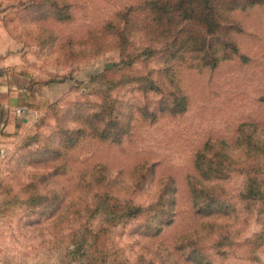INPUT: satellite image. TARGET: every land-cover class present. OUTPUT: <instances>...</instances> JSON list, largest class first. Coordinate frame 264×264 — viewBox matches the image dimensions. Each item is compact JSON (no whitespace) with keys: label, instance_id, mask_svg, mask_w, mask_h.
Listing matches in <instances>:
<instances>
[{"label":"rangeland","instance_id":"374dc122","mask_svg":"<svg viewBox=\"0 0 264 264\" xmlns=\"http://www.w3.org/2000/svg\"><path fill=\"white\" fill-rule=\"evenodd\" d=\"M138 1L66 0L71 18L61 22L35 9L42 0H0L7 47L50 88L45 108L3 147L0 264H77L72 235L80 223L96 221L90 217L97 189L91 173H102L119 197L142 206L168 180L175 185V220L158 233L138 217L105 229L95 240L87 235L95 264H195L185 260L193 248L207 258H198L199 264H264V211L238 200L241 173L231 172L219 182L218 191L231 206L215 224L190 214L187 188L193 154L205 140L231 139L240 122L264 119V0L228 15L241 26L235 39L247 63L234 59L200 71L177 64L176 76L188 96L185 111L155 120L134 112L129 136L116 144L89 131L72 146L66 140L75 137L77 126L100 102L99 91L107 100L119 98L124 112L130 105L153 108L158 95L141 85L158 69L157 61L136 48L121 52L102 45L110 37L101 26ZM51 7L48 2L41 8ZM57 165L64 171L55 170ZM219 232L238 244L215 253L211 244Z\"/></svg>","mask_w":264,"mask_h":264},{"label":"trees","instance_id":"16d2710c","mask_svg":"<svg viewBox=\"0 0 264 264\" xmlns=\"http://www.w3.org/2000/svg\"><path fill=\"white\" fill-rule=\"evenodd\" d=\"M42 1L44 3L36 10L61 22L71 18L66 0ZM48 2L52 6L49 10L41 8ZM260 3L261 0H139L136 6L115 11L100 28L102 34L110 37L103 40L102 45L118 47L121 52L136 48L140 54L157 61L158 69L153 70V76L144 78L141 89L157 94L158 98L151 110L130 105L124 112L119 98L107 100L102 91L97 92L102 97L100 102L87 114V119L83 120L85 124L77 126L75 137H67L69 146L86 131L99 140L119 143L130 134L134 112L142 119L155 120L159 115H177L185 111L188 96L176 76L177 64L185 62L188 68L200 71L234 59L247 63L249 57L239 51L235 39L241 26L228 15ZM138 13L142 14L139 19ZM93 43L99 42L93 40ZM260 99L264 103V95ZM56 153L60 154L59 151ZM191 164L194 175L188 178L187 188L190 214L195 218L215 224L214 220L227 212L231 204L222 198L218 186L231 172L243 175L238 200L245 208L251 205L264 211V119L240 122L231 139L205 140L194 152ZM57 166L55 170L64 169L63 165ZM146 169L151 173V166ZM91 177L97 183V189L92 195L90 217L96 221L80 223L72 235V254L77 264H95L97 260L89 250L91 243L87 235L95 240L105 229L110 231L119 223L138 217H144L148 226L153 224L154 233L174 222L175 185L172 180L165 182L150 204L142 206L119 197V189L113 187L112 180H106L102 173H91ZM37 200L36 194L32 201ZM237 244L227 233L219 232L211 248L215 253H222L219 250L222 247ZM182 249L180 246L175 248ZM198 258L205 259L193 248L187 252L185 260L199 264Z\"/></svg>","mask_w":264,"mask_h":264},{"label":"crops","instance_id":"0c3cea01","mask_svg":"<svg viewBox=\"0 0 264 264\" xmlns=\"http://www.w3.org/2000/svg\"><path fill=\"white\" fill-rule=\"evenodd\" d=\"M3 33L0 26V158L16 130L45 108L50 90L7 47Z\"/></svg>","mask_w":264,"mask_h":264}]
</instances>
